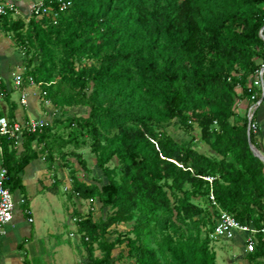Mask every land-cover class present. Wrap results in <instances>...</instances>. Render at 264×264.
Returning <instances> with one entry per match:
<instances>
[{"label": "trees", "instance_id": "1", "mask_svg": "<svg viewBox=\"0 0 264 264\" xmlns=\"http://www.w3.org/2000/svg\"><path fill=\"white\" fill-rule=\"evenodd\" d=\"M70 1L56 17L3 16L0 28L13 33L27 74L53 105L87 110L70 119L89 135L107 182L71 177L72 193L111 209L106 220L77 221L92 263L112 264L116 242L107 232L131 223L124 241L137 264H216L212 192L239 222L255 226L256 248L246 255L264 264V160L250 146L247 115L264 63V0ZM175 120L187 133L198 129L215 154L176 139L168 130ZM256 135L251 142L264 152ZM53 136L52 124L25 132L21 148L0 136L6 183L23 192L25 211L26 166L41 155L50 165L57 154L66 158ZM114 158L117 168L109 166ZM60 185L56 178L46 189ZM95 244L103 256H94Z\"/></svg>", "mask_w": 264, "mask_h": 264}, {"label": "rangeland", "instance_id": "2", "mask_svg": "<svg viewBox=\"0 0 264 264\" xmlns=\"http://www.w3.org/2000/svg\"><path fill=\"white\" fill-rule=\"evenodd\" d=\"M30 11V10H29ZM28 11V12H29ZM25 20H28V16H22ZM26 55V54H25ZM241 111H245V107L240 108ZM87 110L83 107H65L58 108L55 117L52 119V127H53V140H56L57 143H61L64 145L63 151L66 152V158L64 159L59 154H57L56 160L52 165L49 162H46L49 166L56 167L57 178L63 182V179L60 178V171H64L68 176V182H70V178H79L88 183L95 184L101 187L103 184L107 182V178L102 175V171L98 168L96 164V155L91 149V141L90 137L86 132H81L77 129L76 124H72L71 117L73 116H81L86 115ZM169 132L181 142L187 144L196 145L202 152L213 155L215 152L206 145L200 138V133L198 129H195L193 132L187 133L185 132L179 125V123L175 120L171 126L168 127ZM263 132H260L255 136V141L262 146L263 141ZM85 162V165L82 162ZM55 164V165H54ZM110 167H118L119 161L117 158H114L110 163ZM54 168V167H53ZM71 184L68 188H65L63 185L61 187V194L56 198V209L62 212L63 217V225L66 229L64 234L67 236V242L69 244V240L72 239L75 243L74 251L64 252V248H68L69 246L58 250L59 256L55 253V247L58 245L59 241V226L58 220L59 217L52 216L49 213H45L40 217L41 228L38 234V237L34 239V244H28L27 250L28 259L31 264H93L91 260V256L86 249L83 241L81 239V235H79V239L76 240V237L69 236V229H76L77 222L73 221V216L79 217L80 215H89L91 214L96 220L104 219L108 217L111 213V209L109 207L103 206L98 197L95 198L94 203L92 204L95 207V210L92 211L91 206L85 199H80L76 194L72 193ZM64 201H68L72 203V212L67 211L65 208ZM195 201L202 202V204H206V199H203L201 196H196ZM46 206L41 204L37 205V210L42 214V210L44 213V209ZM51 208L48 207V210ZM46 210V211H48ZM16 211V210H15ZM45 211V212H46ZM93 212V213H92ZM73 215V216H72ZM28 220V219H27ZM131 223H120L115 224L109 228L106 240L108 242H116V246L112 252V264H137L135 258L131 255L129 247L126 245L124 238L125 235L130 228ZM53 231H49V230ZM78 230V225H77ZM52 232V233H51ZM56 235H54V234ZM78 233V231H77ZM80 234V233H79ZM130 237H134L133 233L128 234ZM236 239L240 240L238 242ZM236 239H224L220 238L213 242V247L217 253V261L216 264H236L234 262V258L238 255L237 259L241 260L247 259L246 251L244 249V243L239 237ZM95 257L103 256L102 249L95 244ZM236 259V260H237ZM247 262V261H244ZM164 264H167L163 261ZM23 264V262L21 263ZM240 264V263H237Z\"/></svg>", "mask_w": 264, "mask_h": 264}, {"label": "crops", "instance_id": "3", "mask_svg": "<svg viewBox=\"0 0 264 264\" xmlns=\"http://www.w3.org/2000/svg\"><path fill=\"white\" fill-rule=\"evenodd\" d=\"M36 1L37 0H0V3L14 2L18 5L24 16H28L30 15L31 8ZM11 18L17 19L20 17L14 15ZM26 63V56L18 47L13 33H6L0 28V72L4 75V87L7 88L4 99L0 102V116H7L11 120H24L30 117H42L52 120L56 115L57 107L53 105V103H46L44 97L37 94L38 88L27 87L29 95L26 104L21 102V90L12 88L14 74L23 72L26 68ZM241 106L245 107V103L242 102ZM256 119L259 123L257 135L260 132H263L264 136V105L257 111ZM263 145L264 138L262 141V146ZM46 162L45 155H41L32 160L22 173L23 183L30 201L29 209L25 211L23 207L24 203L21 202L22 199H25L23 192L20 190L14 192L16 201L14 218L7 226L6 233L3 235L0 234V264H21L22 262L24 264L26 257L28 256V252H26L27 245H33L35 237H38L41 228L40 217L42 215L46 216L45 213L60 218V220H58L59 233H57V235L59 234L58 236L60 239L57 247H55L56 255L59 256L58 250L60 248L62 250L63 245H65V247L69 246L67 249L64 248L65 253L68 252V249L70 251H74L75 249V243L72 239L69 240V244L67 242V236L64 234L66 229L62 221L63 214L60 209H56L55 205L56 198L61 194V187L64 185L65 188H68L71 182H68V176L61 170L60 178L63 179V182L61 181L59 191L54 193L47 190V186L51 185L57 178L56 175L58 172L55 170V166H53V168ZM2 166V148L0 145V168ZM64 203L66 210L72 212V203L68 201H64ZM38 204L47 207L44 209V213L43 210L42 214L41 211L39 212L37 210ZM48 207L51 209L48 210ZM29 218H32V221H30ZM67 228L69 229L70 238L77 236L76 240H78L80 234L77 233V224L76 229H70L68 226ZM49 231L53 230L50 229ZM239 239L242 240V236H239ZM236 240L240 242V240ZM238 257L240 256L237 255L234 258L233 263L249 264L248 259L241 258V260H239L237 259ZM29 264H31L30 261Z\"/></svg>", "mask_w": 264, "mask_h": 264}, {"label": "built area", "instance_id": "4", "mask_svg": "<svg viewBox=\"0 0 264 264\" xmlns=\"http://www.w3.org/2000/svg\"><path fill=\"white\" fill-rule=\"evenodd\" d=\"M71 5L70 0H37L31 8L29 18L32 16L53 15L58 16L59 13L65 12ZM16 16L22 17L24 14L14 2L0 3V22L3 16ZM22 51V50H21ZM25 55V52L22 51ZM5 78L0 72V102L4 99L7 88L4 87ZM27 87L38 88L37 94L44 97L46 103H52L50 99L46 98L47 91L42 88V84L37 82L33 75L27 74V68L23 72L14 74L12 81V88L21 90V102L26 104L28 101L29 92ZM252 92V104L248 108L247 115L249 119V133L253 131L257 133L259 130V123L256 119V113L260 107L264 105V63L257 71L253 78L252 85L249 89ZM258 96H260L258 98ZM52 124L51 119L42 117H30L24 120H11L7 116H0V136H6L14 139L16 144L20 146L24 140L25 132H37L38 130L48 127ZM262 152V151H261ZM264 157V152H262ZM7 169L2 166L0 168V234L6 233L7 226L14 218V211L16 208V201L14 193L7 186ZM206 179L212 182L215 177L207 176ZM71 182V180H70ZM91 206L92 211L95 207L92 205L95 201L94 198L85 199ZM209 206L215 210L216 224L211 237L213 240L220 238L236 239L242 236L244 249L246 253L254 252L256 248L255 233L257 229L252 224H242L230 212L226 211L216 199L215 195L211 192L208 195ZM22 203L25 199H22ZM93 213V212H92ZM32 221V218H29ZM80 217L73 216V221H80Z\"/></svg>", "mask_w": 264, "mask_h": 264}, {"label": "water", "instance_id": "5", "mask_svg": "<svg viewBox=\"0 0 264 264\" xmlns=\"http://www.w3.org/2000/svg\"><path fill=\"white\" fill-rule=\"evenodd\" d=\"M263 29L261 30V34H263ZM262 36L264 37V35H262ZM249 140H250V146H251L252 150L254 151V153L256 155L260 156L264 160V157L262 155L261 150H259V148H257V146L251 142L250 133H249Z\"/></svg>", "mask_w": 264, "mask_h": 264}]
</instances>
